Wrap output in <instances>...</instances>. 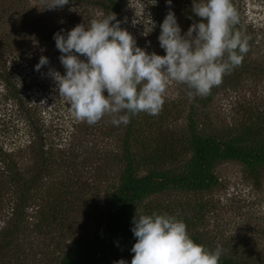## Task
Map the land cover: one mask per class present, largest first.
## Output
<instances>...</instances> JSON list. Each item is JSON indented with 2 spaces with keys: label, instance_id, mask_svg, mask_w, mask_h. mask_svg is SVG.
Here are the masks:
<instances>
[{
  "label": "rangeland",
  "instance_id": "obj_1",
  "mask_svg": "<svg viewBox=\"0 0 264 264\" xmlns=\"http://www.w3.org/2000/svg\"><path fill=\"white\" fill-rule=\"evenodd\" d=\"M85 1L47 10L43 0H23L27 20L17 15L11 22L28 35L8 52L6 67L18 83L24 110L40 123V131L37 138L28 128L29 134L22 137L16 102L0 81V161L1 153H11L42 202H30L17 220L12 216L14 186L0 178V264H60L105 222L110 197L124 171L123 140L129 123L114 127L106 115L89 126L74 118L47 75L49 68L64 74L54 33L112 12L138 46L163 56L157 38L167 12L174 11L182 34L200 19L191 12L192 0H172L170 7L166 0H114L116 8L109 10L98 5H107L104 0ZM231 3L239 15L238 32L247 39V53L208 96L189 99L185 85L171 82L157 115L134 116L130 146L139 176L152 170L188 173L197 139L229 143L243 136L264 147V0ZM134 19L140 21L135 26ZM151 21L153 30L145 36ZM41 56L49 64L37 72ZM212 171L216 182L207 191L169 189L143 200L138 214L174 216L185 223L189 236L200 237L212 249L221 246L224 256L264 264V163L249 166L218 159ZM121 259L131 264L132 255L104 264Z\"/></svg>",
  "mask_w": 264,
  "mask_h": 264
},
{
  "label": "clouds",
  "instance_id": "obj_2",
  "mask_svg": "<svg viewBox=\"0 0 264 264\" xmlns=\"http://www.w3.org/2000/svg\"><path fill=\"white\" fill-rule=\"evenodd\" d=\"M69 3L43 0V9H63ZM171 4L166 0L167 6ZM191 12L200 19L183 34L174 11L167 12L157 38L163 56L138 46L112 12L54 33L64 74L49 68L47 75L74 118L91 126L107 115L111 125L119 127L139 113L155 116L171 82L185 85L189 99L208 96L241 64L247 39L234 31L239 15L231 0H192ZM139 22L134 19L132 25ZM153 27L151 21L143 35ZM48 64L49 59L41 56L35 70ZM132 225L136 242L131 264H219L223 255L219 245L210 250L197 244L185 223L168 214L136 212ZM117 264L127 262L121 259Z\"/></svg>",
  "mask_w": 264,
  "mask_h": 264
},
{
  "label": "trees",
  "instance_id": "obj_3",
  "mask_svg": "<svg viewBox=\"0 0 264 264\" xmlns=\"http://www.w3.org/2000/svg\"><path fill=\"white\" fill-rule=\"evenodd\" d=\"M104 1L107 5L98 3L103 9L116 8L114 0ZM16 2L21 6L22 12L19 11V6H16ZM84 2L86 1L70 0V4ZM23 3V0H0V81L12 95L10 97L16 102V114L22 120V130H24L22 137H26L29 134L28 128H32L34 137L38 138L40 123L29 111L24 110L23 102L17 94L19 91L18 83L7 70L5 63L6 57H9L8 52H13L21 42L18 40L25 39L28 35L27 32L18 31L11 25V22L16 21L17 15H19V19L27 20L24 10L28 6ZM234 31H238V26L234 27ZM2 65H5L4 68ZM133 121L134 116L130 119L128 132L123 140V160L125 163L123 175L118 181V189L110 197L105 222L97 228L93 238L76 245L74 250L62 259L60 264H104L113 258H120L124 255L133 256L131 248L136 239L131 231L132 219L136 212L138 214V208L143 200L150 199L169 189L207 191L216 182L212 169L218 159L234 160L249 166L264 163V147H261L254 139V142H251V140L240 136L229 143L216 142L208 138L197 139L194 145L195 159L188 173L176 176L152 170L144 176H139L130 146L133 137ZM1 158L0 178L8 179L15 189L12 216L21 220L30 202L36 200L42 202V200L39 193L32 190V182L28 173L14 161L13 155L1 153ZM47 221L49 220L47 219ZM190 238L206 249H212L200 237L190 236ZM219 264L245 263L222 255Z\"/></svg>",
  "mask_w": 264,
  "mask_h": 264
}]
</instances>
